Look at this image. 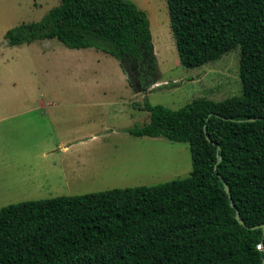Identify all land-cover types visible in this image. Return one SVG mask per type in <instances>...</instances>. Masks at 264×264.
Returning a JSON list of instances; mask_svg holds the SVG:
<instances>
[{
  "label": "trees",
  "instance_id": "obj_1",
  "mask_svg": "<svg viewBox=\"0 0 264 264\" xmlns=\"http://www.w3.org/2000/svg\"><path fill=\"white\" fill-rule=\"evenodd\" d=\"M167 9L183 67L240 48L241 95L177 109L145 102L149 120L128 129L188 142L190 174L0 207V264H261L263 230L250 227L264 223V0H167ZM4 38L101 50L135 92L161 78L147 13L132 0H60Z\"/></svg>",
  "mask_w": 264,
  "mask_h": 264
},
{
  "label": "rangeland",
  "instance_id": "obj_2",
  "mask_svg": "<svg viewBox=\"0 0 264 264\" xmlns=\"http://www.w3.org/2000/svg\"><path fill=\"white\" fill-rule=\"evenodd\" d=\"M132 1L147 13L161 73L146 92H135L118 60L101 50L69 48L55 38L7 44L8 29L39 21L60 0H0V105L11 106L0 113L26 114L0 124L13 133L3 136L0 207L186 177L188 142L128 132L149 120L144 103L177 109L195 97L242 94L239 46L185 68L167 0Z\"/></svg>",
  "mask_w": 264,
  "mask_h": 264
},
{
  "label": "crops",
  "instance_id": "obj_3",
  "mask_svg": "<svg viewBox=\"0 0 264 264\" xmlns=\"http://www.w3.org/2000/svg\"><path fill=\"white\" fill-rule=\"evenodd\" d=\"M147 91H149V90H147ZM8 107H11V106L0 105V112L7 111L8 110L7 109ZM12 107H18V106H12ZM25 115H26L25 112H17V113H13V114H5V113L4 114H1L0 113V124L5 123L6 121H8L9 119H12V118L25 117ZM10 131L11 130L9 128H5V127H3V126L0 125V159H4L2 157V155H4V154H2L3 153V149H4V146H2V142L5 141V139H4L3 136L6 133H9ZM16 131L17 130L15 129V132ZM10 133H12V132H10Z\"/></svg>",
  "mask_w": 264,
  "mask_h": 264
},
{
  "label": "water",
  "instance_id": "obj_4",
  "mask_svg": "<svg viewBox=\"0 0 264 264\" xmlns=\"http://www.w3.org/2000/svg\"><path fill=\"white\" fill-rule=\"evenodd\" d=\"M206 137H207L208 140H210L209 137H208L207 135H206ZM220 159H221V157L218 155V156H217V162H219ZM214 169L216 170V167H214ZM223 188H224L225 193L228 195V197H229V199H230V205H231L233 208H235V205H234L233 201L231 200L230 190H229L227 184L224 183V182H223ZM235 218H236V220L238 221V223H240L241 225H244V226H245V223H244V221L241 219V217H240V215H239V211H238L236 208H235ZM250 228H262V230H263V234H264V223H261V224H257V225L251 226ZM257 246H258V248H260V249L263 251V253H264V249H263L264 243L261 241L260 243H258ZM261 264H264V254H263L262 259H261Z\"/></svg>",
  "mask_w": 264,
  "mask_h": 264
}]
</instances>
